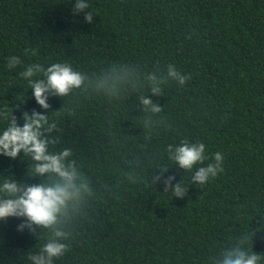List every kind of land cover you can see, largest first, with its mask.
Returning <instances> with one entry per match:
<instances>
[{
	"label": "trees",
	"instance_id": "1",
	"mask_svg": "<svg viewBox=\"0 0 264 264\" xmlns=\"http://www.w3.org/2000/svg\"><path fill=\"white\" fill-rule=\"evenodd\" d=\"M74 0H0V110L47 114L49 150L71 149L92 195L76 214L68 249L55 264H208V257L249 233L264 264V0H88L91 23ZM23 64L6 67L7 57ZM67 62L84 86L49 96L42 109L18 73L24 65ZM168 64L190 74L184 85L166 77ZM128 65L166 78L162 94L143 87L106 94L95 88L111 68ZM35 78V77H33ZM149 95L160 113L145 112ZM150 121L145 128L143 121ZM202 141L206 155L223 154V171L207 183L170 164L187 186L183 197L151 181L165 147ZM23 153L0 154V174L30 175ZM47 175V174H45ZM175 182V181H174ZM23 217L0 220V264H29L41 229H17Z\"/></svg>",
	"mask_w": 264,
	"mask_h": 264
},
{
	"label": "clouds",
	"instance_id": "2",
	"mask_svg": "<svg viewBox=\"0 0 264 264\" xmlns=\"http://www.w3.org/2000/svg\"><path fill=\"white\" fill-rule=\"evenodd\" d=\"M88 9V0H74L72 11L82 12L84 21L91 23L93 11ZM20 64H23L20 57L11 55L7 57L5 66L14 68ZM18 75L27 81L32 97L42 109L49 108V96H65L84 86L86 80L82 72L67 62H52L47 66L27 64ZM140 75L128 65L113 67L97 79L95 88L106 94H115L121 89L136 90L146 83L153 95L162 94L165 77L148 72L143 74L141 81ZM166 77L178 85H184L190 74L182 73L173 64H168ZM137 99L145 112L155 114L162 110L161 105L147 94H141ZM7 115L5 110H0V119ZM22 117V123L9 119L5 126H0V154L14 158L18 153H23L32 161L30 175L43 179L25 183L18 182L11 175L0 174V220L10 216L23 217L17 229L27 227L29 232L33 231V226L41 229L43 242L37 245L35 251H28L27 261L29 264H55V260L68 249L73 220L86 198L92 195V187L76 162L68 159L71 156L70 148L49 150L53 140L44 133L51 132L56 124L48 122L47 114L33 110L22 113ZM143 123L147 128L150 121L145 119ZM165 152L168 163L157 164L159 172L151 184L162 179L163 192H171L172 196L183 197L187 186L183 180L176 181L171 174L164 175L170 164L183 169L184 173L190 172L191 182L198 185L207 183L223 171V154L213 152L209 159L202 141L182 138L179 142L168 143ZM236 241L208 257V264H260L262 257L251 250L249 233L242 232Z\"/></svg>",
	"mask_w": 264,
	"mask_h": 264
}]
</instances>
